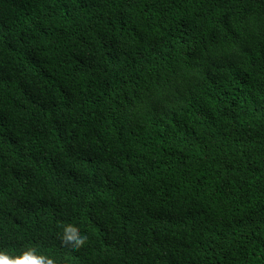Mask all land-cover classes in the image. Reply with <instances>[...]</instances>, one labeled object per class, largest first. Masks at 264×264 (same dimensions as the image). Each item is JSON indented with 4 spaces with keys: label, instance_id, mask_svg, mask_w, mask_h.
<instances>
[{
    "label": "trees",
    "instance_id": "trees-1",
    "mask_svg": "<svg viewBox=\"0 0 264 264\" xmlns=\"http://www.w3.org/2000/svg\"><path fill=\"white\" fill-rule=\"evenodd\" d=\"M29 249L264 264V0H0V252Z\"/></svg>",
    "mask_w": 264,
    "mask_h": 264
},
{
    "label": "clouds",
    "instance_id": "clouds-1",
    "mask_svg": "<svg viewBox=\"0 0 264 264\" xmlns=\"http://www.w3.org/2000/svg\"><path fill=\"white\" fill-rule=\"evenodd\" d=\"M64 242L69 245L73 250L79 249L87 243V237L80 234L71 225L64 227ZM26 258V259H25ZM10 258L6 253L0 252V264H10ZM16 264H54V261L44 255H36L34 250H27L15 257Z\"/></svg>",
    "mask_w": 264,
    "mask_h": 264
}]
</instances>
